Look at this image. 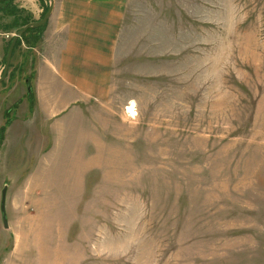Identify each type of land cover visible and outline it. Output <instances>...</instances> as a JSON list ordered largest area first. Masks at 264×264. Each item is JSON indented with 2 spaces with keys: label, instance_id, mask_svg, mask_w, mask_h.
Instances as JSON below:
<instances>
[{
  "label": "rangeland",
  "instance_id": "obj_1",
  "mask_svg": "<svg viewBox=\"0 0 264 264\" xmlns=\"http://www.w3.org/2000/svg\"><path fill=\"white\" fill-rule=\"evenodd\" d=\"M119 41L94 155L39 124L2 142L0 118V264H264V0H129ZM38 44L14 50L0 117Z\"/></svg>",
  "mask_w": 264,
  "mask_h": 264
},
{
  "label": "crops",
  "instance_id": "obj_2",
  "mask_svg": "<svg viewBox=\"0 0 264 264\" xmlns=\"http://www.w3.org/2000/svg\"><path fill=\"white\" fill-rule=\"evenodd\" d=\"M53 2V10L41 32L39 44L33 49L37 57L32 76L25 79V98L20 96L1 111L0 118L9 115L2 142L8 143L17 134L16 123L20 125L19 129L26 124H39L42 139L48 135L53 146L57 147L62 140L67 144L74 142V147H70L74 153L79 149V134L81 143L78 144L84 145L85 151L94 155L98 142L88 141L94 138L96 128L101 135L106 129L103 119L104 114H110L108 107L115 96L120 28L129 0ZM47 4L46 0H14L13 8L11 6L0 12V20L4 21L13 11L16 17V10L19 9L25 10L32 18L30 22L37 21ZM22 21L24 19L20 16L18 22ZM1 29L0 76L6 56L7 37L12 36V33ZM28 85L32 89V97L28 96ZM8 88L9 85L2 86L1 90ZM7 108L11 109V114H5ZM22 108L25 109L23 114L20 112ZM94 113L100 114L101 120H92ZM11 132L14 134L10 135ZM84 137L87 139L85 142ZM46 154L40 156L45 158ZM35 201L32 207H44L39 204V200Z\"/></svg>",
  "mask_w": 264,
  "mask_h": 264
},
{
  "label": "water",
  "instance_id": "obj_3",
  "mask_svg": "<svg viewBox=\"0 0 264 264\" xmlns=\"http://www.w3.org/2000/svg\"><path fill=\"white\" fill-rule=\"evenodd\" d=\"M47 1H48L47 2L48 6H47V10L44 13V15L39 20L28 23L27 25L22 27L20 30L16 31L15 34L13 35L10 41V44L8 46L7 52H6L4 68H3L2 75L0 77V83L6 78V74L8 72L9 65H10L11 58H12V52H13V49L15 47L17 40L20 39L24 35V33H26L27 30L42 28L46 25L48 18L50 17L52 13L53 4H54L53 0H47ZM6 5H7L6 1L5 3H0V8H3ZM5 191H6V188L3 189L2 194H1L0 211L2 215L3 226L4 228H7L8 224L6 220V214H5Z\"/></svg>",
  "mask_w": 264,
  "mask_h": 264
},
{
  "label": "trees",
  "instance_id": "obj_4",
  "mask_svg": "<svg viewBox=\"0 0 264 264\" xmlns=\"http://www.w3.org/2000/svg\"><path fill=\"white\" fill-rule=\"evenodd\" d=\"M13 1H14V0H6V2H8V5L5 6V7H3V8H0V12H1V11H4V10H8V9H9L8 7L12 4ZM0 3H5V1H0ZM10 8H11V6H10ZM46 10H47V6L44 8L43 13H42V16H43L44 13L46 12ZM9 15H10V16H11V15L14 16V15H15V11L10 12ZM17 23H18V19L15 20V24H16V25H17ZM28 23H30V21H26V22L22 21V22H21V27H20V29H21L22 27H24L25 25H27ZM43 28H44V27H42V28H38V29H29V30H27L26 33H24V35H23L20 39L17 40V42H16V44H15V47H14V49H13L12 54L14 53V50H16L17 47H18L22 42H25V44H28L30 47H33L34 45H36V44L39 42L40 35H41V32H42ZM7 30H8V28H7ZM4 31H6V27H5V30H4ZM10 41H11V39L7 42L8 46H9V44H10ZM29 43H30V44H29ZM8 46L6 47V51H5V53L7 52ZM34 47H35V46H34ZM4 60H5V59H4ZM27 91H28V96H29V97H32V89H31V87H30L29 85H28V89H27Z\"/></svg>",
  "mask_w": 264,
  "mask_h": 264
},
{
  "label": "bare ground",
  "instance_id": "obj_5",
  "mask_svg": "<svg viewBox=\"0 0 264 264\" xmlns=\"http://www.w3.org/2000/svg\"><path fill=\"white\" fill-rule=\"evenodd\" d=\"M133 110H134L133 107H130L127 109L128 113H131L132 115H134L135 113Z\"/></svg>",
  "mask_w": 264,
  "mask_h": 264
},
{
  "label": "flooded vegetation",
  "instance_id": "obj_6",
  "mask_svg": "<svg viewBox=\"0 0 264 264\" xmlns=\"http://www.w3.org/2000/svg\"><path fill=\"white\" fill-rule=\"evenodd\" d=\"M0 1H6V0H0Z\"/></svg>",
  "mask_w": 264,
  "mask_h": 264
}]
</instances>
